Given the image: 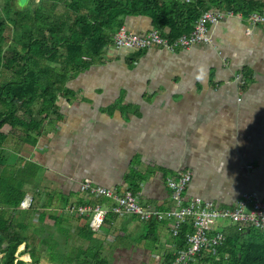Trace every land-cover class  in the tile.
Wrapping results in <instances>:
<instances>
[{
    "label": "trees",
    "instance_id": "obj_1",
    "mask_svg": "<svg viewBox=\"0 0 264 264\" xmlns=\"http://www.w3.org/2000/svg\"><path fill=\"white\" fill-rule=\"evenodd\" d=\"M31 1L20 8L18 0H0V73L11 72L0 81V264H113L120 244L126 242L129 247L149 241L156 245L158 220L153 216L138 220L136 215L118 218L110 213L101 229L93 231L89 217L64 210L70 204H106L104 199L53 186L46 177V166L20 151L12 158L11 146H35L40 138L45 139L46 125L64 115L59 99L72 101L73 91L67 85L87 70L113 60L109 51L114 46V20L128 15L149 17V30L157 29L172 40L192 31L205 10L227 9L247 16L264 0L190 4L180 0ZM126 49L125 59L132 67L144 52ZM121 105L115 101L112 106L118 109ZM112 106L102 107L104 113L113 114ZM139 158L140 153H135L130 161L123 178L126 186L111 188L140 194L156 170ZM160 171L164 181L175 174L166 167ZM28 195L32 203L23 208L21 203ZM159 204L154 206L169 205ZM135 219L140 231L133 237L130 223ZM224 230L225 240L214 253L203 256L204 264H264V231L237 224ZM192 231L189 224L179 230L173 239L174 251L185 248V235ZM110 232L115 236L111 242L96 237ZM174 253L165 252L163 264L171 262ZM24 254L30 262L19 258Z\"/></svg>",
    "mask_w": 264,
    "mask_h": 264
},
{
    "label": "crops",
    "instance_id": "obj_2",
    "mask_svg": "<svg viewBox=\"0 0 264 264\" xmlns=\"http://www.w3.org/2000/svg\"><path fill=\"white\" fill-rule=\"evenodd\" d=\"M112 25H124L127 31L143 35L150 31L151 19L142 15H128L114 20ZM208 36L210 45L198 43L186 50L167 51L157 46L137 50L144 54L141 60L132 63V67L125 59L129 50L113 46L109 51L113 60L87 70L67 85L73 91L72 101L68 103L65 99H59L64 115L60 120L46 125V138H40L35 146L27 143L11 146L15 151L11 153L12 158L20 151L38 160L47 167L46 177L52 185L65 192L77 190L83 181L110 187L101 176L99 180L84 178L79 183L69 177L67 186L58 184L55 176L64 174L67 167L65 148L70 145L67 137L82 127L86 122L84 118H91L92 123L100 119L107 121L105 118L117 122L119 117L122 121L123 114L119 110L114 114L100 111L102 107L108 108L118 101L129 104L131 112L127 116L130 119L136 117L142 120L149 116V120L162 123V127H149L152 129L149 132V149L154 148L156 141L176 135L193 140L196 134L205 130L207 133L197 136L210 141L223 137L237 143L235 152L228 154L229 148H225L210 155L209 161L186 158L185 164L190 158L194 160L187 195L201 196L205 193L207 198L225 205L233 203L241 192L253 190L264 199V27L251 25L246 19L226 17L209 27ZM136 105L139 106V114L135 111ZM181 107H187L192 118L189 120L185 116L190 124H185L183 130H175L171 125L173 120L182 118L174 117V114L183 116ZM222 118L224 121L219 125ZM199 148L202 145L197 143L198 151ZM188 149L195 152L196 145L188 143ZM223 154H226L229 164L226 168L213 158L214 155ZM149 165L160 173L161 178L160 167L175 172L187 169L182 165L176 168L180 163L156 164L149 160ZM121 181L122 178L112 185ZM163 183L165 185L164 180ZM216 186L236 188L216 191ZM159 193L153 191L149 195L153 198V204H149L170 206L166 185V194ZM146 194L147 190L144 197ZM168 206L155 207L164 209ZM156 233L160 239L156 245L144 241L150 246L147 253H144L140 242L129 246L128 252L133 251L134 247L140 252L139 264H163L165 252H173L174 238L167 230H156ZM96 237L101 240L112 237L113 240L115 236L110 232ZM124 248H128L126 242L116 248L115 258ZM200 264H204L202 259Z\"/></svg>",
    "mask_w": 264,
    "mask_h": 264
},
{
    "label": "built area",
    "instance_id": "obj_3",
    "mask_svg": "<svg viewBox=\"0 0 264 264\" xmlns=\"http://www.w3.org/2000/svg\"><path fill=\"white\" fill-rule=\"evenodd\" d=\"M180 1L190 4L198 0ZM226 17L246 19L251 25L264 27V3L244 17L240 12L227 9L205 10L196 20L192 31L182 33L172 40L163 37L157 29L139 35L127 31L124 25H119L113 28V44L116 48L132 50H146L157 46L167 51L186 50L198 43L210 45L209 27ZM190 179L192 172L187 169L177 170L175 174L165 178L170 206L164 209L140 200L138 195L129 189L117 192L111 187L83 181L79 184L78 191L85 196L102 197L106 204H70L65 211L89 217L91 229L96 232L101 229L110 213L118 218L136 215L139 220L153 216L158 220L157 230H167L173 238L177 236L179 230L189 224L193 231L185 235V248L173 250L174 259L168 264H200L203 256L208 252L214 253L215 248L225 240L223 230L229 224L252 226L254 229L264 231V199L257 192L243 191L233 203L220 205L210 198L187 195L186 188ZM31 203L32 197L28 195L21 206L29 208ZM217 219H227L228 222L218 223ZM172 248L174 249V244Z\"/></svg>",
    "mask_w": 264,
    "mask_h": 264
},
{
    "label": "rangeland",
    "instance_id": "obj_4",
    "mask_svg": "<svg viewBox=\"0 0 264 264\" xmlns=\"http://www.w3.org/2000/svg\"><path fill=\"white\" fill-rule=\"evenodd\" d=\"M36 3V0L31 1V4ZM10 33V31H5L6 35H9ZM10 74V71H6L3 74L0 73V81L8 78ZM128 105V103H123L120 107H118V109L112 106L113 114L118 110L123 114L122 121L121 117L116 119V121H121L118 125H116L118 121L115 122L112 120H108V118H105L107 119V121L100 119L92 123L91 118L86 117L83 119L86 122L82 125V127H80L77 131L71 133V135H69L70 137H67L70 141V145L65 148L67 152L65 165H67V167L64 174L62 173L58 176H55L56 182L58 184L67 186L69 184V180L67 178L69 177H72V180L74 182L77 183L78 181L79 183L80 181L84 180V178L99 180L98 177L101 176L104 177V182L110 187H114L115 185L112 184L116 183L120 178H122V181L117 184L126 186V184L123 183V178L129 170L130 161L132 160L135 153H140L139 160L141 162L148 163V165L149 160H151L152 163L156 164H166V162H168L174 165L176 163H180V166L176 168L187 166L186 168L189 169L188 171L192 172L195 158L198 160L203 159L209 161L210 155H212L213 153H218L225 148H229L228 154H230L235 152L238 147L237 143H231V139L218 137L221 139H212L210 141L208 140V138H201L200 136H197L199 134L207 133V130H205V132L203 133L196 134L193 140L187 139L185 137L180 138V136L183 135H176L169 139L165 138L162 141H156L154 148L149 149V132L152 130L149 129V127H151V125H158V127H162V123L154 121L155 119L149 120V116H146L145 119L142 120H139V118L136 117L130 119L129 116H127L128 113L131 112V108ZM136 107H138L139 109V106L136 105ZM180 110L182 111L183 116L174 114V117L182 118L173 120V125H171V127L175 130H183L185 124H190L187 122L185 116H187L189 120L190 118H192L189 117L190 110L187 107H181ZM100 111L104 113V109L101 108ZM124 116L126 117L124 118ZM223 121L224 118L220 119L219 125ZM188 143L196 145L195 152L188 149ZM197 143L202 145V148H199V151L197 149ZM199 152L201 154H199ZM188 157H193L194 160L190 158L188 160V163L185 164V160ZM213 158L217 162L222 164L225 168L229 166L226 160V154L214 155ZM119 176L121 177L119 178ZM148 180L149 181L140 190L142 192V195L140 192L138 197L140 200H142L143 198L144 200L142 201L153 204V198H150L149 195L153 191H155L156 193L162 191L161 194L159 193L160 195L166 194L165 185L160 173L157 171L152 172V174L148 177ZM148 183H150L149 186ZM230 188L236 187L216 186L215 190L230 191ZM146 190L148 191V194H146V196L144 197ZM201 196L203 198L208 197L205 193H203ZM58 197L59 193L56 195V198ZM138 220L135 219L130 223V227L131 229H133V231H130L133 232V236L138 235L140 231L138 230V227L140 225V222ZM216 222L227 223L228 220L217 219ZM107 240L111 242L112 237ZM140 245H142V248H144V253H147L148 247L150 246H148V244L144 241L140 242ZM128 249L129 247L120 249L121 251L116 256L114 263L122 262L121 264H139V260L141 258L140 252H137L135 247L133 251L128 252ZM23 256L25 258L28 257L27 254H24L22 256H19V258L30 262V259L27 260Z\"/></svg>",
    "mask_w": 264,
    "mask_h": 264
},
{
    "label": "clouds",
    "instance_id": "obj_5",
    "mask_svg": "<svg viewBox=\"0 0 264 264\" xmlns=\"http://www.w3.org/2000/svg\"><path fill=\"white\" fill-rule=\"evenodd\" d=\"M37 3H39V0H36ZM29 3V0H18V7L23 8L27 6Z\"/></svg>",
    "mask_w": 264,
    "mask_h": 264
},
{
    "label": "water",
    "instance_id": "obj_6",
    "mask_svg": "<svg viewBox=\"0 0 264 264\" xmlns=\"http://www.w3.org/2000/svg\"><path fill=\"white\" fill-rule=\"evenodd\" d=\"M3 247L5 248L6 246H5V245H3V246H2V248H3ZM2 248H1V249H2ZM4 252H5V251H4ZM4 252H3V255H4ZM3 255H2V257H3ZM2 257H1V258H2ZM0 261H1V260H0Z\"/></svg>",
    "mask_w": 264,
    "mask_h": 264
}]
</instances>
